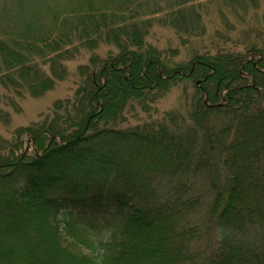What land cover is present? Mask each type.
<instances>
[{
	"label": "trees",
	"instance_id": "trees-1",
	"mask_svg": "<svg viewBox=\"0 0 264 264\" xmlns=\"http://www.w3.org/2000/svg\"><path fill=\"white\" fill-rule=\"evenodd\" d=\"M58 26L19 37L50 49L49 60H40L51 71L56 53L65 57ZM139 36L121 46L140 45ZM19 47H0V75L24 78L32 96L65 78L59 68L53 77L41 67L32 75L38 59ZM154 52L124 48L104 63L92 76V112L83 120L76 112L62 142L46 123L22 130L30 152L0 165V264H264V57L196 56L186 69ZM220 61L244 81L225 87L217 110L198 87L178 124L166 112L160 121L117 126L128 107L149 113L176 80L194 81L209 69L202 81L210 83ZM56 188H63L57 196L45 195ZM94 224L110 234L96 237L88 229Z\"/></svg>",
	"mask_w": 264,
	"mask_h": 264
},
{
	"label": "rangeland",
	"instance_id": "rangeland-1",
	"mask_svg": "<svg viewBox=\"0 0 264 264\" xmlns=\"http://www.w3.org/2000/svg\"><path fill=\"white\" fill-rule=\"evenodd\" d=\"M58 15L61 17L56 20ZM56 25L59 26L55 36L59 43H64L61 53L65 57L56 53L52 65L65 72L64 79L52 89L36 91L38 95L32 96L24 78L18 77L16 82L17 76H11L10 66L11 80L10 76L4 77L6 74L0 75V165L18 158L24 150L30 152V146L19 139L22 130L29 126L46 123L52 135L62 142L61 136L75 128L77 114L83 120L93 110L88 96L93 88L92 76L99 74L104 63L115 59L121 49L141 53L150 47L169 66L185 64L186 69L198 60L196 56L208 61L224 52L234 53L237 59L264 57V0H0V47L8 52L20 46L24 55L37 58L38 64L30 65L32 75L40 67L50 77L59 70L51 71L49 64L40 60H49L50 49L25 43L26 36L19 38L20 32H46ZM109 33L115 34L117 41H107ZM136 34H140V45L127 42L121 46L120 41L123 43V39L129 40ZM13 40L20 43H12ZM27 47L37 52H30ZM2 62L5 57L0 51V68ZM222 65L220 61L222 70L210 83L202 82L209 69L194 81L176 80L157 97L149 113L138 107L135 111L132 106L128 107L130 110L126 108L117 126L126 130L149 119L160 121L166 112L177 115L174 124H178V117L187 115L197 100L192 99L202 93L197 85L199 80L206 88L203 96L217 110L227 91L225 87L244 81L237 71L231 72ZM261 91L264 93V87ZM85 96L86 102L82 100ZM62 190L48 189L45 195L57 196ZM96 227L94 224L88 228L96 237L110 234L108 227Z\"/></svg>",
	"mask_w": 264,
	"mask_h": 264
},
{
	"label": "bare ground",
	"instance_id": "bare-ground-1",
	"mask_svg": "<svg viewBox=\"0 0 264 264\" xmlns=\"http://www.w3.org/2000/svg\"><path fill=\"white\" fill-rule=\"evenodd\" d=\"M202 82H204V81H202ZM197 85H198L199 88H203L202 83H201V80H199V82H198Z\"/></svg>",
	"mask_w": 264,
	"mask_h": 264
},
{
	"label": "flooded vegetation",
	"instance_id": "flooded-vegetation-1",
	"mask_svg": "<svg viewBox=\"0 0 264 264\" xmlns=\"http://www.w3.org/2000/svg\"><path fill=\"white\" fill-rule=\"evenodd\" d=\"M117 56V55H116ZM254 57L252 56V57H250V59H247L246 61H249V60H252Z\"/></svg>",
	"mask_w": 264,
	"mask_h": 264
}]
</instances>
